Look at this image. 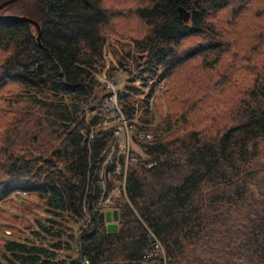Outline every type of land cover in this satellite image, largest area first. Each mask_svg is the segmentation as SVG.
Returning <instances> with one entry per match:
<instances>
[{
    "label": "trees",
    "instance_id": "obj_1",
    "mask_svg": "<svg viewBox=\"0 0 264 264\" xmlns=\"http://www.w3.org/2000/svg\"><path fill=\"white\" fill-rule=\"evenodd\" d=\"M256 1L139 0L138 38L117 31L104 0L0 7V202L24 192L51 217L50 225L38 224L47 244L6 239L0 264H139L155 240L165 264H264V51L236 84L221 123L188 126L170 95L190 65L217 73L221 59L222 72L241 21L264 38V18L251 11ZM18 17L36 23L38 40L36 27ZM188 41L198 43L185 50ZM131 61L134 73L117 94L122 111L137 129L163 137L143 144L149 167L127 170L124 194L114 201L116 230L107 231L91 196L113 143L96 77L112 78ZM161 82L165 90L155 98ZM154 98L163 105H156V123Z\"/></svg>",
    "mask_w": 264,
    "mask_h": 264
},
{
    "label": "rangeland",
    "instance_id": "obj_2",
    "mask_svg": "<svg viewBox=\"0 0 264 264\" xmlns=\"http://www.w3.org/2000/svg\"><path fill=\"white\" fill-rule=\"evenodd\" d=\"M139 0H104L106 5H110V9L114 14L113 22L117 25L118 32H124L130 38H138L142 35V24L133 15V9L138 4ZM237 4V3H235ZM252 13L258 14L256 19L264 18V0H258L251 7ZM228 12H224L218 16L216 23L220 27L223 20L227 17ZM241 21L233 30L230 36L231 46L228 54L223 55V67L221 72V59L219 61V71L202 70L196 66H188L178 74L176 85L170 95L176 96V101L173 106H176L180 111L184 112V116L188 119V126L193 127L215 125L221 123V110L234 97L236 84L243 79L248 78L251 69L257 60L262 57L259 52L264 51V38L261 34H257L255 29L249 24L245 29V23ZM128 39V37H125ZM129 38V39H130ZM127 39L120 40V47L128 43ZM198 41H188L183 49H188L195 45ZM130 45V42H129ZM128 45V46H129ZM135 57L137 53H131ZM106 61L110 62L111 57L108 52V47H105ZM141 57V56H139ZM113 64L109 63V68ZM123 69L117 70L112 76V79L118 83L119 88L123 87L127 74L132 76L134 73L133 62H125ZM187 72L189 73L188 75ZM234 75L232 76V74ZM231 78L230 81L221 85L225 79ZM98 80V78L96 77ZM99 81V80H98ZM100 82V81H99ZM101 83V82H100ZM102 84V83H101ZM139 83L137 82L136 85ZM103 85V84H102ZM241 85V83H240ZM164 82L158 84L155 88V98H158L165 90ZM104 88V86H103ZM100 89H102L100 87ZM122 91V90H121ZM148 89H145V93ZM237 91V90H236ZM154 98V100H155ZM169 101V96L165 98ZM151 112L154 115L153 123L158 121L159 117L154 113L158 112L156 105H161L158 100L151 102ZM185 109H183L182 107ZM150 127H153L150 125ZM153 136H158L157 140L163 137L161 130L150 131ZM140 145L143 146L149 141L139 139ZM151 142V141H150ZM114 143V140H113ZM112 143V144H113ZM144 147V146H143ZM106 157V155H105ZM138 165V164H137ZM117 176V175H113ZM113 181H117L113 179ZM121 179V176H119ZM111 180V181H112ZM24 193V192H23ZM22 192H13L7 200L0 202V249L1 244L6 239L19 242L47 244L49 237L39 229L38 224L44 226L50 225L48 222L51 217L45 211L35 209L27 200ZM27 208L28 214L21 212V209ZM38 231V235L33 232Z\"/></svg>",
    "mask_w": 264,
    "mask_h": 264
},
{
    "label": "built area",
    "instance_id": "obj_3",
    "mask_svg": "<svg viewBox=\"0 0 264 264\" xmlns=\"http://www.w3.org/2000/svg\"><path fill=\"white\" fill-rule=\"evenodd\" d=\"M97 78L104 86V94L100 102V107L110 118L112 139L114 140V143L107 150L106 157L97 167V174L94 181L95 192L91 194L92 204L95 210L105 214L106 212L111 213L113 210H116L114 208V201L121 193L124 194V179L127 170L137 164L143 168L150 166L145 147L140 145L139 139L153 142L158 139L159 135L153 136L150 131L137 129L131 125L130 120L124 115L117 99L119 92L118 83L112 79ZM113 175L121 176V179L113 181ZM22 195H24L23 192ZM165 263L166 259L163 249L159 242L155 240L151 244L150 249L145 252L143 260L139 264ZM98 264L124 263L121 261L116 263L102 261Z\"/></svg>",
    "mask_w": 264,
    "mask_h": 264
},
{
    "label": "water",
    "instance_id": "obj_4",
    "mask_svg": "<svg viewBox=\"0 0 264 264\" xmlns=\"http://www.w3.org/2000/svg\"><path fill=\"white\" fill-rule=\"evenodd\" d=\"M11 1H14V0L6 1L2 5H0V7L4 6L5 4L10 3ZM178 12L179 13H182L181 12V9H178ZM18 18L20 20L26 21V22H28V23H30V24H32V25H34L36 27V29H37V37H36V39L38 40L39 31H38V26L36 25V23L33 20L28 19L26 17H18ZM104 217H105V221L107 222V226H106L107 231H114V230H116L117 211L116 210H113L111 213L110 212H106L104 214Z\"/></svg>",
    "mask_w": 264,
    "mask_h": 264
}]
</instances>
